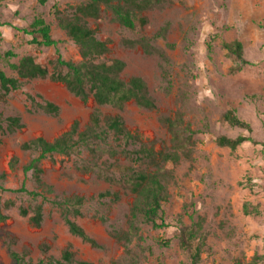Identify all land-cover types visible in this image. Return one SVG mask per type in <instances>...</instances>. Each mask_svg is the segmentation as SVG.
<instances>
[{"label":"rangeland","instance_id":"rangeland-1","mask_svg":"<svg viewBox=\"0 0 264 264\" xmlns=\"http://www.w3.org/2000/svg\"><path fill=\"white\" fill-rule=\"evenodd\" d=\"M81 3L0 0V69L16 77L9 63L26 54L48 67L56 52L66 60H79L77 46L58 27L55 13L69 15ZM140 15L146 22H136L133 29L121 26L104 8L98 18L85 20L98 38L109 39L107 57L124 61L123 76L136 75L145 81L155 106L143 108L130 100L121 109L103 106L99 110L119 115L126 128L138 136L126 149L136 148L140 142L155 151L168 149L171 135L160 118L176 111L184 124L200 132L192 136L186 156L165 163L170 173L169 197L162 209L169 225L153 228L140 224V238L132 242L138 264H187L178 242V217L185 225L193 222L200 228L205 245L197 264H264V0H168ZM37 16L49 24L51 36L60 40L56 47L29 44L31 37L17 30ZM165 25L164 37L154 38ZM142 35L151 38L156 51L126 44ZM223 40H238L243 57L251 64L232 70L235 62L221 47ZM26 92L58 105V114H47L28 103ZM93 109L91 98L83 101L63 83L49 78L23 79L18 89L0 95V185L14 189L24 180L28 189L42 191L21 169L36 152L22 150L20 144L37 136L51 140L73 121L82 130ZM228 109L248 122L250 131L223 121L222 114ZM14 115L22 127L8 131L5 118ZM238 134L248 135L252 141L235 149L215 142L218 135ZM91 146L93 150L81 147L76 154L52 153L41 160L42 180L52 190L42 191L48 200L43 204L40 226H31L27 217L18 213L20 206L32 203L26 194L0 192L1 201L12 202L7 208L0 206L5 215L0 220V264H15L6 245L8 236L15 250L27 246L32 259L41 256L38 246L42 242L49 245L53 256L69 243L77 259L93 264H111L123 255L121 243L109 235L108 227L126 226L133 195L105 180L101 173L118 176L121 166L131 164L130 159L120 152L124 146L121 140L108 137L105 143ZM106 190L116 192L118 199L99 198ZM75 194L86 198L77 221L98 247L71 235L50 201ZM185 204L193 209L192 219L183 213ZM164 239L169 240L166 246L161 244Z\"/></svg>","mask_w":264,"mask_h":264},{"label":"trees","instance_id":"trees-1","mask_svg":"<svg viewBox=\"0 0 264 264\" xmlns=\"http://www.w3.org/2000/svg\"><path fill=\"white\" fill-rule=\"evenodd\" d=\"M167 1L82 0V3L77 5L69 15L55 13L58 27L77 46L79 60H66L56 52V56L49 62L50 67H48L46 64L35 61L32 55L26 54L21 56L16 63H9V67L15 70L16 77L8 76L0 69V95H6L11 90L18 89L23 79L49 78L63 83L70 93L81 100L85 101L91 98L94 103V109L89 114L88 123L84 129L79 130L78 122L73 121L67 130L51 140L37 136L20 144L22 150L36 152V155L21 169L24 175L29 173L36 186L40 187L42 191L50 192L52 190L51 185L42 180L40 167L41 160L49 154H76L81 147H88L93 150L92 144L105 143L108 137H111L112 141L121 140L124 143L120 152L130 159L131 164L121 166L118 176L113 173L111 175L101 173L105 180L121 185L133 195V202L126 215V226L109 225L108 227L109 235L120 242L123 247V255L114 259L111 264H138V257L133 250L132 242L140 238V224H149L153 228H163L169 225L162 209V203L167 201L169 197L167 181L170 173L165 168V163L167 161L176 162L181 155L186 156L190 150L189 145L193 143L192 136L200 130H193L188 124H184L181 113L176 111L173 116L160 118L161 125L171 135L168 149L155 151L152 147L141 142L136 148L126 149L127 144L138 139V136L126 128L119 115L103 114L99 108L106 106L121 109L130 100L143 108H153L155 103L148 93L145 81L140 76L124 77V61L118 57H107L109 39L98 38L94 30L87 25L85 19L98 18L101 9L104 8L121 26L133 29L136 22L139 25L146 22V18L140 15V12L160 7ZM166 26L160 28L153 37L163 38ZM17 30L29 35L31 38L28 43L35 46L56 47L60 42L51 36L49 24L39 16L33 18L26 27ZM150 40L151 38L142 35L134 41L127 40L126 44L137 43L145 52H154L156 49L152 47ZM168 46L173 45L168 44ZM221 47L235 62L232 70L251 64L243 57L242 45L238 40H223ZM6 55L11 56V53L6 52ZM24 95L28 103L43 112L50 115L58 114V105L44 99L41 95H33L28 92ZM221 118L231 126L250 131L249 123L239 118L231 109L223 112ZM5 121L8 131L22 127L18 116H7ZM246 141H252V138L243 134H238L235 137L218 135L215 138L216 144L230 149H235ZM13 160L10 163L11 167H13ZM142 164L144 166H141ZM1 191L26 194L32 203L26 207L20 206L18 213L21 216H26L31 226H40L43 218V204L48 200L42 191L28 189L24 180L19 187L14 189L0 185ZM38 197H40L39 201H37ZM98 197H109L111 200L118 199L117 193L109 190L100 192ZM50 201L58 208L61 219L71 235L78 237L92 247L99 246L96 240L77 221V218L82 216L81 208L86 201L83 195L62 196ZM1 204L7 208L12 202L8 199L3 201L0 199V206ZM183 213L192 219L193 209L190 204L184 205ZM4 218L5 215L0 212V220ZM176 226L178 228V242L186 254L187 264H197L205 245L199 226L193 222L185 225L179 217L176 219ZM168 243L169 240L164 239L161 244L166 246ZM12 244L13 239L9 236L6 237L9 256L15 264H93L88 260L77 259L69 243L60 250L58 256H53L48 252L49 245L42 242L38 246L41 256L37 259L29 257L27 246H22L18 251L12 247Z\"/></svg>","mask_w":264,"mask_h":264}]
</instances>
